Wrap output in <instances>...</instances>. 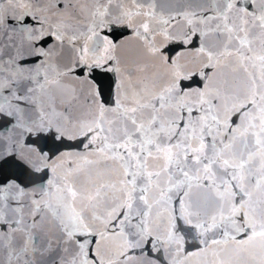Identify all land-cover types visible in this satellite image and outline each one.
<instances>
[{"label": "snow or ice", "instance_id": "snow-or-ice-1", "mask_svg": "<svg viewBox=\"0 0 264 264\" xmlns=\"http://www.w3.org/2000/svg\"><path fill=\"white\" fill-rule=\"evenodd\" d=\"M0 264H264V0H0Z\"/></svg>", "mask_w": 264, "mask_h": 264}]
</instances>
